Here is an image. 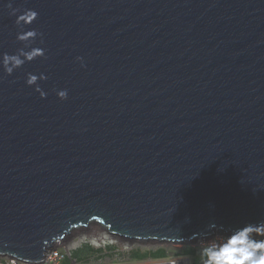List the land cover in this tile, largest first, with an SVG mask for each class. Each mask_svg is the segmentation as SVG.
Segmentation results:
<instances>
[{
  "label": "water",
  "instance_id": "water-1",
  "mask_svg": "<svg viewBox=\"0 0 264 264\" xmlns=\"http://www.w3.org/2000/svg\"><path fill=\"white\" fill-rule=\"evenodd\" d=\"M33 47L0 65V255L40 264L91 224L182 244L264 222V0H0V57Z\"/></svg>",
  "mask_w": 264,
  "mask_h": 264
},
{
  "label": "clouds",
  "instance_id": "clouds-1",
  "mask_svg": "<svg viewBox=\"0 0 264 264\" xmlns=\"http://www.w3.org/2000/svg\"><path fill=\"white\" fill-rule=\"evenodd\" d=\"M11 9L10 15H16L19 11L13 8L12 4L7 5ZM38 13L33 10H27L24 14L19 15L16 23L21 27V31L17 35V39L25 42V48H29L37 37L35 30L23 31V21H34ZM42 43V41H41ZM45 52L41 48L33 47L30 51L20 49L16 54H5L0 57V65H2L7 74L11 75L16 69L20 68L25 62H31L37 57L44 56ZM83 65V58L76 57ZM46 79L41 74L39 77L29 73L27 75L26 84L28 86L36 85L35 90L39 92L41 98L46 97V93L40 89L37 81ZM60 100L68 98L67 89L58 90L56 92ZM212 229H216V225H210ZM221 230H223L221 228ZM257 237H262L258 239ZM205 257L204 264H264V222L258 224H246L242 227L234 229L222 242H211L202 250Z\"/></svg>",
  "mask_w": 264,
  "mask_h": 264
},
{
  "label": "rangeland",
  "instance_id": "rangeland-1",
  "mask_svg": "<svg viewBox=\"0 0 264 264\" xmlns=\"http://www.w3.org/2000/svg\"><path fill=\"white\" fill-rule=\"evenodd\" d=\"M228 235L229 233L218 230L208 238L182 244L159 243L156 241H132L112 236L106 230L102 229L99 224H91L87 228L73 231L65 240H62L52 249L59 250V252L67 255V257L84 244H90L96 250H103L100 256H93L87 262L81 264H204L205 257L202 255L203 248L211 242H222ZM257 238L260 239L262 237ZM108 247L113 248V250L108 251ZM188 247L195 248L197 256L192 257L186 255L185 249ZM161 249L167 253V257L162 260L148 259L138 261L131 257L134 252H157ZM0 264L27 263L0 255Z\"/></svg>",
  "mask_w": 264,
  "mask_h": 264
},
{
  "label": "trees",
  "instance_id": "trees-1",
  "mask_svg": "<svg viewBox=\"0 0 264 264\" xmlns=\"http://www.w3.org/2000/svg\"><path fill=\"white\" fill-rule=\"evenodd\" d=\"M113 250V248L108 247V251ZM103 250L101 249H94L90 244H84L80 248L76 249L71 253L69 257H65L62 264H81L87 262L90 258L96 255H101ZM186 255L195 257L197 256V252L195 248L188 247L185 249ZM131 257L134 260L144 261L148 259H155V260H162L167 257V253L165 250H158L157 252H134L132 253Z\"/></svg>",
  "mask_w": 264,
  "mask_h": 264
},
{
  "label": "built area",
  "instance_id": "built-area-1",
  "mask_svg": "<svg viewBox=\"0 0 264 264\" xmlns=\"http://www.w3.org/2000/svg\"><path fill=\"white\" fill-rule=\"evenodd\" d=\"M67 255L59 252V250L52 249L46 253L44 260L40 264H62Z\"/></svg>",
  "mask_w": 264,
  "mask_h": 264
},
{
  "label": "bare ground",
  "instance_id": "bare-ground-1",
  "mask_svg": "<svg viewBox=\"0 0 264 264\" xmlns=\"http://www.w3.org/2000/svg\"><path fill=\"white\" fill-rule=\"evenodd\" d=\"M216 231H217V230H216ZM60 242H61V241H59L58 243H60ZM58 243H57V244H58ZM57 244H56V245H57ZM56 245H55V246H56Z\"/></svg>",
  "mask_w": 264,
  "mask_h": 264
}]
</instances>
